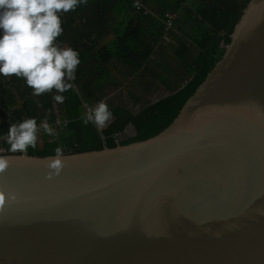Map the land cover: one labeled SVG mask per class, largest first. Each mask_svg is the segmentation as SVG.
I'll return each instance as SVG.
<instances>
[{"label": "water", "instance_id": "water-1", "mask_svg": "<svg viewBox=\"0 0 264 264\" xmlns=\"http://www.w3.org/2000/svg\"><path fill=\"white\" fill-rule=\"evenodd\" d=\"M4 156L0 264H264V0L156 136Z\"/></svg>", "mask_w": 264, "mask_h": 264}, {"label": "trees", "instance_id": "trees-1", "mask_svg": "<svg viewBox=\"0 0 264 264\" xmlns=\"http://www.w3.org/2000/svg\"><path fill=\"white\" fill-rule=\"evenodd\" d=\"M135 1L88 0L87 5L61 14L63 34L55 43L79 52L76 78L68 81L73 88L62 93L65 99L60 103L54 100L60 94L55 89L34 95L24 79L15 75L0 83V134L7 132L11 123L35 118L39 127L38 142L26 154L37 157L54 156L58 147L63 154H73L128 145L156 136L174 121L222 59L235 26L251 0H140L142 9L134 6ZM119 4L124 5V12H135L137 16L112 26ZM146 11L149 13L145 14ZM167 13L176 14L168 32L165 30ZM184 29L190 30L187 34L191 44L181 41L175 52L181 76L177 80L176 76H170L168 79L173 83H166L168 79L163 77L156 85L158 88L165 85V94L155 90L151 95L136 97L132 92L121 90L105 100L109 85L106 80L115 75L108 68L119 71L116 80L125 86L130 78L146 70L156 49L166 52L173 47L170 43L174 31ZM110 34L115 37L111 48H99L102 38ZM98 101H104L112 112V118L103 128H97L92 122L83 123L85 105ZM45 119L55 129L54 136L44 132ZM20 153L9 151V154Z\"/></svg>", "mask_w": 264, "mask_h": 264}, {"label": "clouds", "instance_id": "clouds-1", "mask_svg": "<svg viewBox=\"0 0 264 264\" xmlns=\"http://www.w3.org/2000/svg\"><path fill=\"white\" fill-rule=\"evenodd\" d=\"M88 0H0V75H15L23 78L34 95L56 90L54 100L62 103V93L73 88L68 81L75 80L80 64L79 52L71 47H60L55 43L63 34L61 14L75 11ZM112 118V112L104 101L87 112L83 123H94L103 128ZM44 132L55 135V129L45 119ZM39 127L35 118L25 119L9 125L6 143L10 152L26 153L29 147L35 149ZM21 154V153H20ZM10 166V160L0 156V174ZM61 148L54 156L47 158L48 178L58 176L64 168ZM14 192H5L0 186V208L7 201L15 200Z\"/></svg>", "mask_w": 264, "mask_h": 264}, {"label": "crops", "instance_id": "crops-1", "mask_svg": "<svg viewBox=\"0 0 264 264\" xmlns=\"http://www.w3.org/2000/svg\"><path fill=\"white\" fill-rule=\"evenodd\" d=\"M124 10V5L119 4L115 11L117 12V16L113 17V24L112 26L120 25L121 22H124L125 20H128L132 16L136 17L137 13H131L127 14ZM123 12V13H122ZM140 22V21H138ZM190 30H188L187 33H189ZM173 33V32H172ZM186 33V34H187ZM114 35H108L107 37H103L102 40L99 43V48H104V46H109L111 48V43L114 41ZM183 41L185 44H191L188 34L184 37L182 32L174 31L172 36L171 45L172 48H169L168 51H164L162 49H156L155 53L152 55L151 60L149 64L147 65V68L145 71H140L137 76L134 78H130L125 86H121L118 81L116 80V77L118 76L119 71L112 70L111 68H108L111 72L114 71L115 75L112 76L110 79H107L106 81L109 82V85L107 86V89H105L106 93L108 94L105 100L112 96L119 91H129L135 94L136 97H142L144 95H151L155 90L160 91L162 94H165V85H161L162 88L156 87V85L159 84L161 79L163 77L169 78L170 76H176V80L181 76L179 65L176 64L178 61L175 59V52L178 48V44ZM98 48V49H99ZM104 50V49H103ZM105 52V51H104ZM102 53V52H101ZM178 68V70H177ZM166 83H173V81L166 80ZM132 83H134L132 85ZM128 93V92H127ZM126 95H129V93ZM123 100L127 102L125 96ZM96 103V102H95ZM85 105V108L83 109V113L86 114L89 112V109L95 105Z\"/></svg>", "mask_w": 264, "mask_h": 264}, {"label": "built area", "instance_id": "built-area-1", "mask_svg": "<svg viewBox=\"0 0 264 264\" xmlns=\"http://www.w3.org/2000/svg\"><path fill=\"white\" fill-rule=\"evenodd\" d=\"M134 6L137 8V9H142L143 6L140 2V0H136L134 2ZM149 12H145V14H148ZM176 17V14L173 15L171 13H167L166 14V18H167V25H166V32H168L171 28H172V25H173V20L175 19ZM12 76L10 77H4L2 75H0V83H4V82H7L10 80ZM100 101L96 102L94 106H92L90 110H92L93 108H95V106L99 103ZM6 136H7V132H4V133H1L0 134V156H4V155H9V151H8V144L6 143ZM22 153V152H21Z\"/></svg>", "mask_w": 264, "mask_h": 264}, {"label": "rangeland", "instance_id": "rangeland-1", "mask_svg": "<svg viewBox=\"0 0 264 264\" xmlns=\"http://www.w3.org/2000/svg\"><path fill=\"white\" fill-rule=\"evenodd\" d=\"M183 7H184V6H182V8H183ZM183 11H184V10H183ZM181 15H182V14H181ZM176 23H177V22H175V25H179V26H180L179 23H178V24H176ZM181 27H182V23H181ZM177 31H178V30H177ZM187 32H188V29H184V30L182 31V34H183L184 37L187 35V34H186Z\"/></svg>", "mask_w": 264, "mask_h": 264}]
</instances>
